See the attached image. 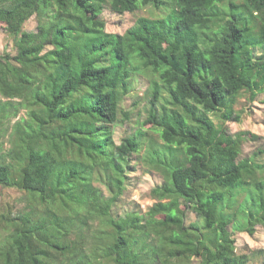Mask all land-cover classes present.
<instances>
[{"label": "trees", "instance_id": "1", "mask_svg": "<svg viewBox=\"0 0 264 264\" xmlns=\"http://www.w3.org/2000/svg\"><path fill=\"white\" fill-rule=\"evenodd\" d=\"M106 9L139 15L112 32ZM0 27V188L24 201L0 205V264L249 263L233 233L264 227V145L241 157L258 136L226 124L264 94V0H0ZM141 78L147 116L118 143ZM134 158L163 182L120 214Z\"/></svg>", "mask_w": 264, "mask_h": 264}, {"label": "rangeland", "instance_id": "2", "mask_svg": "<svg viewBox=\"0 0 264 264\" xmlns=\"http://www.w3.org/2000/svg\"><path fill=\"white\" fill-rule=\"evenodd\" d=\"M139 13H125L120 14L112 12L106 9L101 15L106 20V27L108 31L123 32L128 27L136 22ZM38 20L34 15L24 25L26 31H36ZM16 53L15 39L6 31L3 27H0V54L4 52ZM148 80L141 78L137 84L136 90L129 95L123 102V107L129 112V117H122V120L115 126V139L118 143L122 141V138L132 132H135L142 126V122L145 120L146 113V101L140 96L148 88ZM0 99L6 100L0 94ZM242 106L244 112L241 113V118L237 120L227 121V130L229 133H237L240 131H249L254 135H257V140L248 139L242 143L243 156H251L258 148L264 145V94H260L254 100L242 99ZM25 110H22L20 115H24ZM20 116L12 118L10 127ZM8 130L2 138H0V158L6 153L10 147L9 132ZM132 168L128 173V178L125 182V190L121 194L118 202L114 206V212L125 214L130 210L146 211L149 206L155 201L150 196V190L163 182L162 175L157 171H149L143 166L137 163V159L134 158L131 162ZM20 192L14 188H0V205L16 204L15 206L21 207L24 201H21ZM187 223L195 221L197 216L195 213L190 212L186 216ZM233 237L236 240V251L238 254H247L251 258L248 264H262V259L256 252L260 249H264V227L257 226V230L253 235L244 231H235ZM1 238V233H0Z\"/></svg>", "mask_w": 264, "mask_h": 264}]
</instances>
